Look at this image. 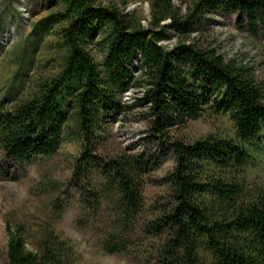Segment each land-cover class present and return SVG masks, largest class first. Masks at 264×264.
I'll use <instances>...</instances> for the list:
<instances>
[{
  "label": "trees",
  "instance_id": "1",
  "mask_svg": "<svg viewBox=\"0 0 264 264\" xmlns=\"http://www.w3.org/2000/svg\"><path fill=\"white\" fill-rule=\"evenodd\" d=\"M58 2L60 9L34 28L39 35H53L52 71L28 94L0 108V151L30 162L75 137L82 150L72 176L88 194L80 213L110 206L100 240L108 254L128 253L130 234L137 232L160 239L154 257L150 253L154 264H264V183L248 186L251 156L243 143L264 130V88L251 66L191 40L207 12L244 16L256 36L264 0H186L183 13L174 0H149L147 26L124 10L126 2L123 8L98 0ZM170 31L178 41L168 48L162 41ZM132 84L145 85L137 102L149 106L148 131L161 155L170 152L175 162L167 177L168 198L142 221L147 175L160 158L91 152L104 125L131 108L122 97ZM209 108L228 115L240 140L216 134L193 141L173 138L172 128ZM92 167L101 182L88 180ZM6 234L8 264H72L74 245L54 232L36 250L25 247L21 225L7 224Z\"/></svg>",
  "mask_w": 264,
  "mask_h": 264
},
{
  "label": "rangeland",
  "instance_id": "2",
  "mask_svg": "<svg viewBox=\"0 0 264 264\" xmlns=\"http://www.w3.org/2000/svg\"><path fill=\"white\" fill-rule=\"evenodd\" d=\"M98 1L114 3L120 8L126 2L124 10L135 15L142 25H148L149 0ZM174 4L183 13L188 3L186 0H174ZM59 9L58 0H0V108L8 107L28 94L38 78L51 73L53 62L49 46L53 35L49 31L39 35L34 28ZM259 23L255 36L244 16L207 12L202 28L191 35V40L201 48L215 49L226 60L234 59L251 66L255 79L264 88V17ZM168 35L162 44L171 48L178 37L173 31ZM93 52L97 59L101 58L97 47H93ZM144 91L143 84L128 87L122 99L131 108L104 125V132L91 151L110 157L147 153L160 158V165L147 175L145 207L140 221L150 219L151 213L163 206L170 192L167 177L175 165L170 152L161 155V145L148 131L149 106L137 102ZM208 134L227 135L240 140L228 115L210 108L199 118L171 129L173 138L185 141ZM67 137L55 153L35 157L30 162L10 159L0 151V264H8L7 224L12 228L23 227L28 250H36L40 240L50 231L69 239L75 251L72 264H154L150 255L154 257V248L160 239H144L137 232L130 234L133 242L128 253L108 254L102 249L100 240L106 229L110 206L104 203L101 210L90 209L80 213L82 196L87 198L88 194L73 178L72 169L82 148L75 137ZM243 143L251 156L245 169L247 184L261 185L264 183V130L255 140ZM88 180L102 181L97 167L91 168ZM54 204H59V208L55 209ZM79 219L83 221L82 226L78 225Z\"/></svg>",
  "mask_w": 264,
  "mask_h": 264
}]
</instances>
